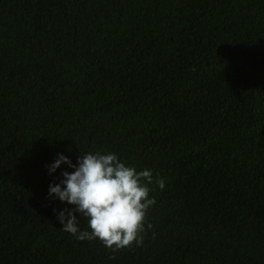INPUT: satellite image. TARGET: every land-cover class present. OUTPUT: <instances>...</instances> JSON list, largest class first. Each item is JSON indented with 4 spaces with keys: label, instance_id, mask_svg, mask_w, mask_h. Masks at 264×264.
<instances>
[{
    "label": "trees",
    "instance_id": "trees-1",
    "mask_svg": "<svg viewBox=\"0 0 264 264\" xmlns=\"http://www.w3.org/2000/svg\"><path fill=\"white\" fill-rule=\"evenodd\" d=\"M95 151L165 179L142 246L61 229ZM0 264H264V0H0Z\"/></svg>",
    "mask_w": 264,
    "mask_h": 264
},
{
    "label": "clouds",
    "instance_id": "clouds-1",
    "mask_svg": "<svg viewBox=\"0 0 264 264\" xmlns=\"http://www.w3.org/2000/svg\"><path fill=\"white\" fill-rule=\"evenodd\" d=\"M62 164L74 171H63V179L49 185L48 195L75 207L53 210L61 229L79 241L98 239L112 253L142 246L147 233L154 228L149 222L148 210L156 204V199L150 197L153 188L149 185H158L163 190L165 179L158 174L154 177L151 169L137 171L115 152L83 153L76 164L58 153L55 161L47 166L49 174L55 173ZM77 213L86 219L87 229L82 230ZM155 237L152 231V238Z\"/></svg>",
    "mask_w": 264,
    "mask_h": 264
}]
</instances>
